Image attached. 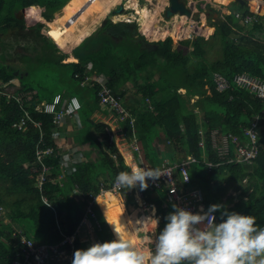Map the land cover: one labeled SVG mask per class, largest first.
<instances>
[{
	"label": "trees",
	"instance_id": "trees-1",
	"mask_svg": "<svg viewBox=\"0 0 264 264\" xmlns=\"http://www.w3.org/2000/svg\"><path fill=\"white\" fill-rule=\"evenodd\" d=\"M69 1L0 0V38H6L9 46L22 47L27 53L8 51L10 54L0 49V182L3 183L0 188V207L9 210L6 216L10 220V223H5L0 212V264H13L17 254L23 252L20 243L22 235L36 243L57 244L65 235L74 234L84 217L87 199H90L92 193L99 192L98 178L102 174L107 175L103 180L104 184L109 185L118 173L127 171L110 125L93 119L96 112L103 111L116 120L117 112L101 104L99 84L92 81V86V82L82 86L88 75L105 74L110 78L113 91L121 95L124 105L136 119L135 133L129 122H121L120 126L128 140L137 133L135 139L143 150L145 160L152 161L157 157L154 164H158L160 145H156V141L160 143L168 140L170 150L166 153H169L167 155L172 161H182L190 154L199 159V162L192 165L190 175L193 184L203 189L207 209L210 205L220 204L228 211L255 216L258 225L264 227V148L251 167L229 164L209 168L202 162L203 159L222 161L219 148L224 141L231 134L242 133L257 116L264 118V103L261 99L237 86L221 92L215 81L217 74L232 79L241 72L264 80V24L255 23L250 30L239 24L235 14L221 20L214 10H201L210 21V26L215 27L213 35L209 38L197 36L193 40H183L174 49L170 37L150 43L143 36H136L134 25L116 24L107 20L74 49L73 54L79 61L65 63L63 61L67 54L41 33L43 23L27 27L25 19L20 18L18 12L31 6H40L45 8L43 17L51 21ZM182 1L187 3V0ZM256 2H247L248 8L240 3L233 5L244 7L246 13H251L250 9ZM183 9L181 6L180 10ZM257 31L260 40L254 38ZM215 48H218L221 55L216 60H210L208 52ZM30 63H37L39 69L49 67L53 71L49 78L68 85L63 92L45 93L42 91L45 88L40 87L42 90L37 91L28 107L34 118L43 122L45 137L42 148L53 147L55 152V156H50L47 162L51 167V176L42 186L36 177H32L30 168V164L36 160V144L40 140V132L32 125L25 132L13 126L24 115L16 95L36 91L18 76V71L23 70L21 65L25 67ZM17 64L19 68L16 69L14 66ZM89 65L91 69H88ZM25 71L29 74L28 69ZM142 78L145 80L144 85L139 83ZM15 79H19L20 84H15ZM128 83L134 85L144 100L149 99L154 109L148 103L139 105L138 101L127 97V87L126 90L122 87ZM207 87L211 90L210 94ZM180 89H186L191 98L199 97L194 107L189 108L186 99L179 93ZM57 94L77 96L82 103L79 111L82 126L71 139L80 146L95 142L94 148L98 146L103 155L95 158L94 151H86L87 157L77 164L74 173L63 179H59L61 145L53 139L55 130L61 128L54 125L51 115L35 110L39 104L52 101ZM257 131L264 143L263 119ZM83 132L90 135L88 139L87 136L79 138ZM114 155L117 160H114ZM37 170L40 171V167ZM205 172L209 175L206 176ZM245 178H248L246 185L242 183ZM214 184L219 185L216 193L211 191ZM74 190L81 192L85 199L75 198ZM143 190L149 192L148 188ZM231 190H241V193L228 196L224 201ZM150 195V201L158 206L161 224L164 226L167 223L165 217L174 211V205L169 196H163V201L169 203V209L165 211L164 202L154 199L152 195L150 198ZM12 196H17L14 202L10 200ZM29 196H34L32 203ZM45 198L50 203H46ZM119 207L111 196L100 197L94 203L93 208L101 223V228L96 229V235L102 242L115 239V228L123 234L126 232L122 228V218L114 220L113 224L110 222L111 214ZM219 215L217 212V222ZM18 227L22 229L21 232ZM75 245L74 252L87 248L86 244L78 240Z\"/></svg>",
	"mask_w": 264,
	"mask_h": 264
},
{
	"label": "built area",
	"instance_id": "built-area-1",
	"mask_svg": "<svg viewBox=\"0 0 264 264\" xmlns=\"http://www.w3.org/2000/svg\"><path fill=\"white\" fill-rule=\"evenodd\" d=\"M233 1V0H231ZM124 5V12L117 14L122 22H131L133 20L132 13L129 12L127 2H121L116 6ZM236 18L244 26L252 25L258 21L257 18L250 14H244L241 12L235 13ZM96 82L100 86L99 97L102 105L110 106L111 110L117 112L116 125L122 131L119 135L122 141L121 149L127 150L129 155L128 159L125 160L128 170L132 168H150L157 169L161 173V177L157 180H149L148 187L151 190H165L169 194L170 201L173 205L185 208L197 213L201 211V208L206 212L207 207L205 203L204 191L198 184H193V178L190 175L192 165L199 162V159L194 155H189L182 161H171L169 159H163L154 163L143 162L141 157L140 146L136 142L134 136L132 140H129L124 134L123 129L120 126L121 122L130 124L135 133L136 119L132 116L130 110L124 105V101L120 94H116L110 86V78L105 74H98L97 76H86L82 82V86ZM215 81L218 85V90L224 92L233 86L240 87L242 89L250 90L251 94L262 100L264 103V80L247 72L237 73L232 79L227 78L222 74H217ZM93 82L91 86L93 85ZM14 97V96H12ZM20 107L24 110V115L14 123V127L19 131L25 132L29 129V126L33 124L34 127L38 128L40 132V140L36 144V160L33 164V170L36 172V167L41 166L42 169L39 172L38 183L40 186L48 180V175L51 174V167L46 163V159L50 156H55L53 147L42 148V144L45 137V131L43 129V122L37 121L32 112L28 109L29 103H27L22 97L16 96ZM22 99V101H21ZM75 101V103H74ZM82 108V103L79 97L71 96L67 94H57L54 99L45 104H39L35 110L39 113L51 115L53 123L56 126H60L69 118H73ZM264 112V110H263ZM260 116H257L255 121L250 126L244 128L240 134H231L228 140L224 141V144L220 147L221 159H227L226 162L230 164H240L244 166H250L261 155L264 143L261 142L260 135L257 128L260 125ZM55 134V133H54ZM53 139L59 140L60 135H57ZM204 146V145H203ZM61 155V153H60ZM57 157V156H56ZM113 158L117 160V156ZM63 162V157L60 158V163ZM212 167L213 163L207 162ZM246 182V180H245ZM194 183H196L194 181ZM138 191L136 194V202L141 209V212L147 213L152 209L154 213L157 212V205L147 199V196L143 194L141 188L135 187ZM129 189L120 188L116 186L115 181L109 185L104 184V180L101 181L100 191L98 193H92L90 199H87V206L85 207L84 217L79 224L78 228L72 235H65L64 239L57 244H49L46 242L36 243L35 241L29 240L25 236H21V245L23 252L18 254V258L15 259L14 264H65L69 262L72 264L73 254L75 250L76 241H80L84 244H91L100 242L103 243L96 235V229L101 228V223L97 218V214L93 208L94 203L98 198H106L112 196L120 203L121 207L127 208V191ZM79 199L84 200L85 196L79 194ZM46 203H50L47 198L44 199ZM2 208V207H0ZM165 211L169 209V203L163 204Z\"/></svg>",
	"mask_w": 264,
	"mask_h": 264
},
{
	"label": "clouds",
	"instance_id": "clouds-1",
	"mask_svg": "<svg viewBox=\"0 0 264 264\" xmlns=\"http://www.w3.org/2000/svg\"><path fill=\"white\" fill-rule=\"evenodd\" d=\"M122 1L126 2V0ZM183 4L185 3L183 2ZM171 5L170 3V8ZM120 6L124 7V5ZM118 8H114V12ZM134 10L135 9L129 10L133 15V20L131 22H122L115 19L114 21L116 24H137V17L133 14ZM117 14L120 13L113 14L112 18ZM109 16L105 19H108ZM112 18L110 19L111 21ZM31 100L32 99L27 98L25 101L30 104ZM145 103L151 105V102ZM31 125L33 126V124ZM134 136H137V133ZM160 143L162 144L159 150L160 160L169 159L172 161L167 155L169 153H166L170 149H164L170 142L165 139L164 142ZM203 145L202 143V146ZM48 160L49 158L46 159V163ZM226 160L227 159H222L220 162L211 161V163H213L212 167L207 164V162L210 161L203 159L202 162L209 168H215L229 165L230 163H227ZM34 162L30 164V168L33 173L32 177H36L38 181L39 172L42 167L38 166L40 167V171L37 170L35 172L33 170ZM237 166L245 167L240 164H237ZM38 167H36V169ZM205 174L206 176L209 175L208 172H205ZM49 176H51V174L48 175V177ZM161 176V173L157 169L132 168L130 171H121L118 173L116 179L111 181V183L115 181L116 186L129 189L127 193L134 192L138 195V191L135 189L136 186L139 185L143 192V189L149 188L148 181L150 179L155 181ZM59 179L61 178L59 177ZM101 181H103V179ZM242 183L246 185L248 183V178H245ZM158 191L159 190H154L155 193ZM230 192H233L237 196L241 193V190H231ZM230 192H228V195ZM79 194L80 192L78 195ZM145 195L147 196L148 194ZM228 195L225 197L226 199ZM136 207L140 211L139 213H143L137 202ZM156 207V213L152 212V209L150 212L144 213L147 215L149 214L148 216L156 220V226H151L153 229L157 230L162 228L152 248L150 247V237L148 236L150 230H147L148 232L145 231L147 241L141 243L143 247V249H141V247H136L130 239H126L125 235L115 228V239L103 243H94L86 249H77L73 254L72 264H264V227L258 225L255 216L228 211L220 204L210 205L206 212L201 208V211L197 213L174 205V211L170 212L165 217L167 223L163 226L161 224V213L158 206ZM217 212L220 214L219 222H217ZM151 214H153V216ZM20 243L16 245V247L19 246ZM145 248L147 251L144 250Z\"/></svg>",
	"mask_w": 264,
	"mask_h": 264
},
{
	"label": "rangeland",
	"instance_id": "rangeland-1",
	"mask_svg": "<svg viewBox=\"0 0 264 264\" xmlns=\"http://www.w3.org/2000/svg\"><path fill=\"white\" fill-rule=\"evenodd\" d=\"M89 1L88 0L87 1L86 0H79L78 2H76L77 10H79L77 12L78 15L76 14L74 16H69L68 15V12H67L68 4H66L64 6V8L60 12L57 13L58 15L55 14V17L66 15L68 18L78 19L80 17V11L84 7H90ZM137 1L142 6L148 5L149 8L151 9V11L157 12L156 9H159V13L157 14V17L155 18V20L157 22H155V24L153 23L154 25H159L160 27H164L166 25H169V23H177L180 27H186V26L189 25L187 27L188 33L187 34H184L178 40H175L173 37H170V36H167L166 38H163L161 40H158V39H155L153 37H147L143 32H141V26H140V23H139V20H138L139 18H137V24H133L137 28V34H136V36L137 35L143 36L145 38V40L148 41V42H150V43L151 42L152 43H154V42L156 43V42H159V41H164V40H166L167 38L170 37L172 39V41H173V48L174 49H176L177 47H179L180 46V42L183 41V40H186V39L193 40L197 36H205L206 38H209L210 36L213 35V33L215 32V27H213L214 28V31H213L212 34H210V33L207 32V28L210 27V21H208V19H206L205 16H203L204 13L201 12V10L202 11L203 10L206 11V10H209V9L214 10L215 11V15L217 17H219L221 20H225V17L227 15H229L231 12H233V9H235V6L233 5L234 3H232L231 5H222V4H219L218 1L216 2L215 0H187L186 7L189 10H191V12H192L190 14V16H188L187 14L186 15L185 14H182V13L167 15V11L170 9V2L168 0H162V2L160 0H154V1L152 0L153 4H149L147 2V0H137ZM121 2H122V0L118 4H120ZM161 3H163V4H161ZM129 5L131 6L132 3H129ZM116 6L113 7L112 10L104 18H101L99 20V23L94 28V31L92 32V34L101 27V25H102L103 21L105 20V18H107L111 14L112 15L113 14H116L114 12V8H116ZM239 8L240 9H243V7H239ZM107 9L108 8H105L104 11L106 12ZM39 10H40V12H39L40 15L43 17L42 14H43V11L45 10V8H40L39 7ZM18 16L20 18H25L26 26L27 27L35 26L39 22L40 23H43L44 27L42 28V32L41 33L43 35H45L46 37H48L50 40L54 41L53 37H55V32L54 31H49V33L47 32L48 31V26H47V22L46 21H48V20H46V21L43 20L45 17H43L42 20L41 19H37V17H35V19H32L30 16H28L27 10H26L25 13L23 12V10H21L20 12H18ZM116 16H114V18H112V21L114 23H116L114 21V19H116L117 21L119 20V17H116ZM180 16L186 17L185 19H188L189 21H187V23L184 24L185 19L183 17H180ZM91 17H97L96 13L95 12H92ZM203 17L205 18V24H206V26H203V22H202L203 21ZM92 19H95V18H92ZM167 22H169V23H167ZM184 25H186V26H184ZM247 29H250V28H247ZM242 35H243V33H242ZM3 38L4 37H1L0 38V49H1V51H6V52L11 51V53L15 51L16 53L22 52L24 54H27L25 52L24 48H22V47H18V46L16 47V46H12V45L9 46L8 43L6 42L7 39L6 38L3 39ZM76 47L77 46L71 47V48L68 49V51H64V50L61 49V52H64L65 54H67V57L64 59L63 62L69 63V61H67V59L69 57H71V56L72 57H75L74 54H73V51H74V49ZM217 49L218 48L209 50V52H208V58L210 60H216L217 58L220 57V55H221L220 53L221 52L219 50H217ZM8 53H10V52H8ZM40 54H42V51L41 50H40ZM78 61L79 60H74V62H78ZM193 61H197V59H194ZM14 68H16V69L19 68V65L17 64L16 66H14ZM20 68H22L23 70L18 71V73H20V74H18V76H20L21 79L23 78L24 81H26L27 83L31 84L36 89V91H32L30 94H27V93L18 94L19 97L23 96V99L24 100H26V97L29 98V99H32L33 96L37 93V91H41L42 90L40 87H42V88L44 87L45 88V90H42L45 93L54 92V91H62L63 92L68 87V85L66 83H64V82L62 83L61 81L52 80L51 78H49V74L50 73H53V71L49 67H45V68L39 69V68H37V63L36 64L35 63L34 64L33 63H30V64H27L25 67L21 65ZM26 69H28L29 74L26 73V71H25ZM88 69H91V65L88 66ZM95 76H97V74L94 75V77ZM155 77L158 78V75H156ZM19 79H15L14 80V83L17 84V85L20 84V80ZM139 83H141V84L144 85L145 84V80L142 78V79H140ZM72 85L75 86V84H73V83H72ZM126 87H127V91H128L127 97H132L134 100L138 101V103L140 105H144L145 102H149L150 103V101L148 99L144 100L142 98V96L138 93L137 89L134 87V85L132 83H128L127 85L123 86L122 88L125 89ZM73 89H74V87H73ZM243 90H245V91H247V92H249L251 94L250 90H247V89H243ZM185 91H186V89H180L179 90V93L181 94L182 97H184L186 99L189 108L194 107L195 106V103H196V101L198 100L199 97L198 96H194V97L191 98V96H189V94L187 92H185ZM210 93H211V90H210V88H208V94H210ZM21 101H22V99H21ZM150 107L152 109H154L152 103H151ZM78 119H77L76 122H78V127H79V126H81L82 122L79 121ZM107 122H108V124L110 125V127L112 129V133H113L112 135L116 138V145H117V147L118 146H122V145H120V143L122 144L123 139H121V137L119 135L120 132H119V130L117 128L118 126L115 123V119L111 116V118L109 120L107 119ZM77 133L78 132L76 131V132L72 133L71 136L72 135H75ZM82 134L81 133L79 134V138H81V139L82 138H86L85 136H87V139H88L89 136H90V135L86 134L85 132H83ZM57 135H59V131H56L55 134H54L55 137ZM69 141H72V140H69ZM162 142H164V140ZM157 144H159L158 141H156V145ZM67 146H69L71 149H73L74 144L72 142H69L67 144ZM90 146L93 148L91 150L94 151L95 158H100V156L103 157V155H101L102 153H101L99 147L96 145L97 147L94 148L95 147V142H92V144ZM125 155H127V156H125ZM128 155H129L128 152H125L123 154V157L124 158L126 157L125 160L128 159L127 158ZM154 157H156V156H153V158ZM59 177H60V175H59ZM2 184L3 183L0 182V188H2L1 187ZM5 191H6L5 188H3V192H5ZM211 191H212V189H211ZM162 196L167 197V196H169V194L166 195L165 193H162ZM228 196H236V195L233 192H230ZM16 198H17V196H12L10 198V200L14 202L16 200ZM33 198H34V196H29L28 197V199L30 200L31 203H32V199ZM224 201H226V198L224 199ZM5 208L6 207H3V206H2V208H0L1 217L3 219H5V223H10V220L6 216V212H9V210H6ZM134 208H135V206H132V208H130V209L133 211ZM122 210H123V207H122ZM131 210L129 211L128 210V207H127L124 210L125 213L123 214L124 215L123 224H124V227L126 226L125 228H126V230L128 231L129 234H130V232L131 233L134 232V229L131 228V226H130V224L128 222V218L126 217V215L129 217V215L131 214ZM104 217L106 218V216H104ZM18 230L21 232L22 229H20L18 227ZM147 230H150V231L148 232ZM147 230H146V232L149 233L148 236L150 237V241L149 240L148 241L150 242V247L152 248L153 245L155 244L156 237L158 236L159 231H161L162 228L155 230V229H153V227H149ZM135 232H137V230H135ZM137 238H138V236H137ZM142 241L143 240L138 241L135 244V245H137L136 247H141V249H143V247L141 246Z\"/></svg>",
	"mask_w": 264,
	"mask_h": 264
},
{
	"label": "crops",
	"instance_id": "crops-1",
	"mask_svg": "<svg viewBox=\"0 0 264 264\" xmlns=\"http://www.w3.org/2000/svg\"><path fill=\"white\" fill-rule=\"evenodd\" d=\"M216 2L218 1L219 4H222V5H231L232 3H237V2H234L231 0H215ZM250 0H246V4H241L242 6H246L247 7V2H249ZM257 2L255 3L256 5H254V7L252 9L251 6H250V10L251 13H246V10L245 8L243 7V9H240L238 5H234L235 6V9H233V12H231L230 14H235L237 12H241V13H244V14H250V15H253L257 18L258 21L254 22L252 25H249V26H246L247 28H251L254 26L255 23H258L260 25L264 24V0H256ZM249 6V5H248ZM40 7V6H38ZM41 8V7H40ZM229 14V15H230ZM58 15V14H57ZM56 15V16H57ZM182 17V16H180ZM236 17V16H235ZM45 19V18H44ZM185 19V18H184ZM237 19V18H236ZM46 20V19H45ZM238 20V19H237ZM186 23L187 21H189L188 19H185ZM239 21V20H238ZM240 23V21H239ZM241 24V23H240ZM242 25V24H241ZM189 26V25H188ZM203 26H206V24H203ZM197 29V28H196ZM214 31V28L213 27H208L207 28V32L212 34ZM91 35V34H90ZM167 36V35H166ZM151 37V36H150ZM165 36H162L160 38H158V40L164 38ZM254 38L257 40H260V33L257 31L255 34H254ZM83 41V40H82ZM81 41V42H82ZM80 42V43H81ZM79 43V44H80ZM79 44L75 45V46H78ZM69 58H74L75 57H69ZM68 58V59H69ZM67 59V61H68ZM78 60V59H76ZM74 62V61H73ZM132 98V97H131ZM79 118V119H78ZM77 119L79 121H81V115H80V112H78L73 118H69L68 120H66L64 123H62L60 125V128L61 129H56V131H59V144L61 145V148H60V153L63 157V162L60 163L59 165V168L61 170V174H60V178H65L66 175H71L74 173V171L76 170V166L77 164H79L81 162L82 159H85L87 157V154H86V151H93L91 149H93L89 144H84L82 146L76 144L74 142L73 139H71V134L74 133V132H78L82 126H79L78 127V122ZM93 119L94 120H97L99 122H107V119L109 120L110 119V115L106 114V113H103V111H98L96 112L94 115H93ZM115 123H116V120H115ZM119 132L121 133L122 131L119 129V127H117ZM125 134V133H124ZM71 136V137H70ZM69 140H72V141H69ZM132 140V139H131ZM129 140V142L131 141ZM69 142H72L74 144L73 146V149H71L69 146H67V144ZM87 145V146H86ZM119 145V144H118ZM121 145V143H120ZM139 145V144H138ZM159 145L161 146L162 144L159 143ZM93 146V145H92ZM120 152L122 154H124V150L121 149V146H118ZM165 150H169V148L166 146L164 148ZM140 150H141V157L143 159V162H146V163H154L158 158H154L152 161H148L147 159L145 160V157H144V154H143V150L141 149L140 147ZM162 150H163V147H162ZM125 152H128L127 150ZM71 153V154H70ZM127 156V155H125ZM167 156V155H166ZM95 157V155H94ZM169 157V156H168ZM126 158V157H125ZM125 158H124V162H125ZM128 158V157H127ZM95 160V159H94ZM126 164V162H125ZM128 169V168H127ZM107 175H101L98 179H99V182L104 179V177H106ZM77 191V192H76ZM132 191V190H130ZM148 193L143 190V193L144 194H148L147 195V198L149 199V195L151 194L152 197L154 199H159L161 200V202L164 200L163 199V196H162V193H165V194H168V192L165 190V188H162L161 190H159L157 193H155L154 191H151L149 188H148ZM79 191L78 190H74L73 192V195L75 198L79 199V195H78ZM128 195V199H127V204H128V210L130 211L132 208V206H135V208L133 209V211L131 210V214L129 215V217L126 215V217L128 218V222L131 226V228L134 229V232H130V234L128 233V231L126 230V226L124 227V224H123V220H124V210L125 208H123L122 210V207L120 205V203H118L116 201V199H114L117 204H119V208L116 209V211H114L111 216H110V222L111 224L114 223V220H117V219H120L122 218V228L126 231L124 232L125 234V237L126 239H130L132 241V243L135 245L138 241H141L143 240L142 242H145L147 241L146 237H145V231L151 227V226H156V220L153 218V217H150L148 216L147 214H144V213H139L140 211L136 208V193L134 192H131V193H127ZM151 195H150V198H151ZM131 196V198H129ZM150 200V199H149ZM164 202V201H163ZM167 203V202H164V204ZM153 216V214H151ZM126 224V223H125ZM135 230H137V232H135ZM133 234V235H132ZM138 236V238H137ZM145 238V239H144ZM137 246V245H136ZM87 247V245H86ZM144 250L147 251V249L145 248Z\"/></svg>",
	"mask_w": 264,
	"mask_h": 264
},
{
	"label": "bare ground",
	"instance_id": "bare-ground-1",
	"mask_svg": "<svg viewBox=\"0 0 264 264\" xmlns=\"http://www.w3.org/2000/svg\"><path fill=\"white\" fill-rule=\"evenodd\" d=\"M78 1L79 0H70L67 3L68 4L67 12L69 16H74L79 11L77 10V5H76V2ZM120 1L121 0H90L89 1L90 7H84L80 11V17L78 19L68 18L66 15H63V16L55 17L51 21H46L40 15L39 13L40 10L38 6H31L27 8V14L32 19H35V17H37V19L45 20L48 26L47 32L49 33V31H54L55 32V37H53L54 41L63 50L68 51L69 48L79 44L82 40L85 39L86 36L92 34L94 28L99 23V20L101 18H104L107 15V12H110L109 10H112V8L115 7ZM160 1L162 2V0ZM131 2L134 3L136 9L139 11L140 15H138L137 18H139L138 20L141 26V32H143L145 35H149L155 39L167 35L173 37L175 40H178L184 34L188 33V29H187L188 26L186 25H184L186 27H180L177 23H169V22H167L169 23V25H166L164 27H160L159 25H154L155 22H157L155 18L159 13V9H156L157 12H155V11H151L148 5H144V6L140 5L137 0H131ZM147 2L149 4H153L152 0H147ZM134 5L128 6V8L131 9L134 7ZM105 8H108L106 12L104 11ZM92 12H95L97 17H91ZM182 17L186 18L184 16ZM184 24H186V21H184ZM74 60H76V58L68 59L69 62L70 61L73 62Z\"/></svg>",
	"mask_w": 264,
	"mask_h": 264
},
{
	"label": "water",
	"instance_id": "water-1",
	"mask_svg": "<svg viewBox=\"0 0 264 264\" xmlns=\"http://www.w3.org/2000/svg\"><path fill=\"white\" fill-rule=\"evenodd\" d=\"M171 4H173V6L167 11V15H171V14H176V13H182V14H187L188 16H190V14L192 13L191 10L187 9L185 7V4L182 3V6L185 8L183 10H179L177 7H176V4L175 2H177L178 0H169ZM234 2H237V3H240V4H246V1L245 0H233ZM23 12L25 13L26 12V9L23 10ZM116 13H122L124 12V7L123 6H120L116 11ZM113 17V15H110L108 19H105L103 21L102 24H105L107 20H110L111 18ZM219 188V185L215 184L213 187H212V192L213 193H216L217 189ZM91 244H87V248L90 247Z\"/></svg>",
	"mask_w": 264,
	"mask_h": 264
},
{
	"label": "flooded vegetation",
	"instance_id": "flooded-vegetation-1",
	"mask_svg": "<svg viewBox=\"0 0 264 264\" xmlns=\"http://www.w3.org/2000/svg\"><path fill=\"white\" fill-rule=\"evenodd\" d=\"M126 2H127V4H128V6H130L129 5V3H132V5L131 6H133L134 5V3L133 2H131V0H126ZM182 3H183V1L182 0H178L177 2H175V4H176V7L180 10V8H181V6H182ZM173 6V4L171 5V7ZM133 9H135L134 10V12H133V14H135L136 15V17H138V15H140L139 14V11L136 9V6L134 5V7L133 8H131V9H129V10H133ZM109 11H111V10H109ZM109 12H107V14H108ZM90 36V35H89ZM147 37H150L149 35H146ZM88 37V36H87ZM55 43V42H54ZM55 44H57V43H55ZM58 45V44H57ZM60 49H62L60 46H58ZM63 50V49H62ZM65 51V50H64Z\"/></svg>",
	"mask_w": 264,
	"mask_h": 264
}]
</instances>
